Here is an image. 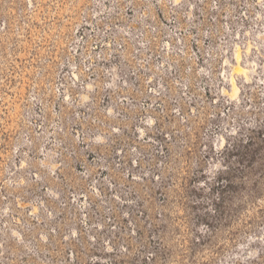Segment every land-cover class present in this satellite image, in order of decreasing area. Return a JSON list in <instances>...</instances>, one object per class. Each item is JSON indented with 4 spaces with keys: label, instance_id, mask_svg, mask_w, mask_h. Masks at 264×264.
Listing matches in <instances>:
<instances>
[{
    "label": "rangeland",
    "instance_id": "obj_1",
    "mask_svg": "<svg viewBox=\"0 0 264 264\" xmlns=\"http://www.w3.org/2000/svg\"><path fill=\"white\" fill-rule=\"evenodd\" d=\"M263 118L264 0H0V264H152L159 154ZM170 242L156 264H264V226Z\"/></svg>",
    "mask_w": 264,
    "mask_h": 264
},
{
    "label": "trees",
    "instance_id": "obj_2",
    "mask_svg": "<svg viewBox=\"0 0 264 264\" xmlns=\"http://www.w3.org/2000/svg\"><path fill=\"white\" fill-rule=\"evenodd\" d=\"M165 150L159 154L162 166L147 178L154 184L151 204L157 201L160 207L148 215L150 236L143 246V251L152 253V264L171 256L170 241L182 253L208 248L217 254L264 226V118L229 134L221 150L211 143L194 168L180 167L178 158L168 147ZM190 154L185 149L186 162ZM214 157H219L221 166L212 170L208 160ZM174 206L181 214L171 211Z\"/></svg>",
    "mask_w": 264,
    "mask_h": 264
},
{
    "label": "bare ground",
    "instance_id": "obj_3",
    "mask_svg": "<svg viewBox=\"0 0 264 264\" xmlns=\"http://www.w3.org/2000/svg\"><path fill=\"white\" fill-rule=\"evenodd\" d=\"M232 84H233V88L235 89V87H236V86L234 85V83H233V82H232ZM234 86H235V87H234Z\"/></svg>",
    "mask_w": 264,
    "mask_h": 264
}]
</instances>
